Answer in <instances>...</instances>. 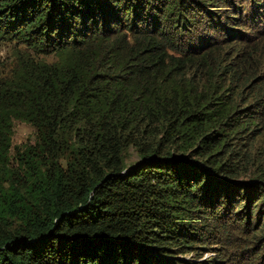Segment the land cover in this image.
I'll use <instances>...</instances> for the list:
<instances>
[{"label":"trees","instance_id":"trees-1","mask_svg":"<svg viewBox=\"0 0 264 264\" xmlns=\"http://www.w3.org/2000/svg\"><path fill=\"white\" fill-rule=\"evenodd\" d=\"M249 1L0 0V43L53 57L0 79V264H231L236 248L202 259L215 224L264 240ZM15 120L35 141L13 154Z\"/></svg>","mask_w":264,"mask_h":264},{"label":"rangeland","instance_id":"rangeland-1","mask_svg":"<svg viewBox=\"0 0 264 264\" xmlns=\"http://www.w3.org/2000/svg\"><path fill=\"white\" fill-rule=\"evenodd\" d=\"M262 4L264 5V0H261ZM235 5H239L240 8L243 7V13L250 9V1L249 0H235ZM260 11V14H264L263 8L258 9ZM258 17V16H257ZM258 19V18H257ZM263 22V21H262ZM204 28V27H203ZM254 34L257 32H263L264 33V25L263 23H259L258 26L255 25L253 27ZM20 56H29L33 59H43L47 61H52L53 57L51 54L44 55V54H35L30 49H28L24 44L20 43H14L12 41H2L0 43V79H8L12 75V71L17 67L18 64V57ZM35 141V129L32 125L23 122V121H17L15 120L13 122V133H12V148L11 152L17 153L21 152L26 145H33ZM134 157H132L133 159ZM211 223V221H210ZM215 231L213 234L208 237V241L206 246H209L210 248L204 249V255L202 259L209 258L212 256H217L221 251H230V248H236V254L239 257V260L236 261V263L232 262L231 264H245L246 258H249L247 256L255 255L259 256L260 259H255L254 264H264V250H261L263 247L262 244L264 240H259V242L255 244H251L247 240L242 239H235V236L231 235L232 240L234 241L235 245H230V242L225 241L223 242V235L219 236V233L221 231V227L217 226L215 224ZM216 228H218L216 230ZM221 239L220 243L217 241V244L215 242H211L214 239ZM252 241H258L257 238H250ZM223 245L225 248L222 249L221 247H217L219 245ZM217 249V250H216ZM261 250V251H260ZM260 251V253H259ZM263 252V253H262ZM261 254V255H260ZM190 254H186L183 256L184 258H190ZM245 260V261H244ZM221 264H225V261H222Z\"/></svg>","mask_w":264,"mask_h":264}]
</instances>
